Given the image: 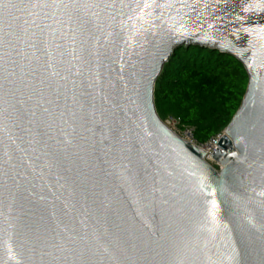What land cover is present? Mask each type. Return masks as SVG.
<instances>
[{"label": "water", "instance_id": "water-1", "mask_svg": "<svg viewBox=\"0 0 264 264\" xmlns=\"http://www.w3.org/2000/svg\"><path fill=\"white\" fill-rule=\"evenodd\" d=\"M184 45L249 75L220 169L157 112ZM0 264H264V0H0Z\"/></svg>", "mask_w": 264, "mask_h": 264}, {"label": "trees", "instance_id": "trees-1", "mask_svg": "<svg viewBox=\"0 0 264 264\" xmlns=\"http://www.w3.org/2000/svg\"><path fill=\"white\" fill-rule=\"evenodd\" d=\"M249 75L235 56L200 45L178 48L155 85L159 116L192 126L199 142L222 134L239 110Z\"/></svg>", "mask_w": 264, "mask_h": 264}, {"label": "built area", "instance_id": "built-area-1", "mask_svg": "<svg viewBox=\"0 0 264 264\" xmlns=\"http://www.w3.org/2000/svg\"><path fill=\"white\" fill-rule=\"evenodd\" d=\"M166 124L181 138L184 140L193 143L197 146H199L202 150L206 153V160L208 162H215L216 168L220 169L221 166L213 159L212 154L215 152V150L218 147V143L220 141V138L222 134L212 138L208 142H199L195 135V128L192 126H181L180 121L174 117H169L166 120Z\"/></svg>", "mask_w": 264, "mask_h": 264}, {"label": "rangeland", "instance_id": "rangeland-1", "mask_svg": "<svg viewBox=\"0 0 264 264\" xmlns=\"http://www.w3.org/2000/svg\"><path fill=\"white\" fill-rule=\"evenodd\" d=\"M167 120V119H166ZM166 120H164L166 122ZM213 166H216L215 162H210Z\"/></svg>", "mask_w": 264, "mask_h": 264}, {"label": "bare ground", "instance_id": "bare-ground-1", "mask_svg": "<svg viewBox=\"0 0 264 264\" xmlns=\"http://www.w3.org/2000/svg\"><path fill=\"white\" fill-rule=\"evenodd\" d=\"M217 148H219V145H218V147Z\"/></svg>", "mask_w": 264, "mask_h": 264}]
</instances>
